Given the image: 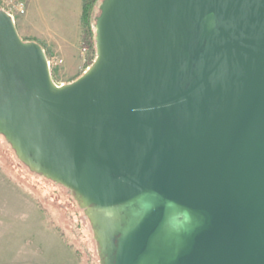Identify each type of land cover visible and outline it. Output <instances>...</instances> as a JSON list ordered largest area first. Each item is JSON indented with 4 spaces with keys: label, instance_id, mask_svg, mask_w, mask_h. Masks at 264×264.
Segmentation results:
<instances>
[{
    "label": "water",
    "instance_id": "1",
    "mask_svg": "<svg viewBox=\"0 0 264 264\" xmlns=\"http://www.w3.org/2000/svg\"><path fill=\"white\" fill-rule=\"evenodd\" d=\"M100 10L97 59L67 85L0 10V133L119 210L107 264H264V0Z\"/></svg>",
    "mask_w": 264,
    "mask_h": 264
},
{
    "label": "rangeland",
    "instance_id": "2",
    "mask_svg": "<svg viewBox=\"0 0 264 264\" xmlns=\"http://www.w3.org/2000/svg\"><path fill=\"white\" fill-rule=\"evenodd\" d=\"M90 56L81 49L80 73L65 80L55 69L62 62H52L53 80L73 83L92 68L98 54L88 65ZM10 143L0 134V222L2 229L14 227L18 237L11 264H107L104 250L120 229L119 210L101 212L86 205L78 192L33 169Z\"/></svg>",
    "mask_w": 264,
    "mask_h": 264
},
{
    "label": "crops",
    "instance_id": "3",
    "mask_svg": "<svg viewBox=\"0 0 264 264\" xmlns=\"http://www.w3.org/2000/svg\"><path fill=\"white\" fill-rule=\"evenodd\" d=\"M27 2L26 13L18 15L15 19L19 35L25 41L44 44L52 58L62 60L61 64L55 65L56 72L62 80L76 77L82 67L83 0H27ZM62 82L64 83L60 81V84ZM10 231L14 234H10ZM17 243L15 228L8 225L7 229L6 227L2 229L0 222V264L13 262L17 254ZM26 246L25 241L24 248Z\"/></svg>",
    "mask_w": 264,
    "mask_h": 264
},
{
    "label": "trees",
    "instance_id": "4",
    "mask_svg": "<svg viewBox=\"0 0 264 264\" xmlns=\"http://www.w3.org/2000/svg\"><path fill=\"white\" fill-rule=\"evenodd\" d=\"M104 0H83V11L81 16L82 22V36H81V48H87L91 54L88 65L92 63L94 55L97 53V40H96V23L97 19L101 14L100 5ZM1 10V7H0ZM42 47L45 49L47 56L50 58V53L47 47L43 44ZM5 138L6 136L2 133ZM10 143V141L6 138ZM11 144V143H10ZM16 153L14 147H12ZM45 176V175H43ZM71 189V188H70Z\"/></svg>",
    "mask_w": 264,
    "mask_h": 264
},
{
    "label": "built area",
    "instance_id": "5",
    "mask_svg": "<svg viewBox=\"0 0 264 264\" xmlns=\"http://www.w3.org/2000/svg\"><path fill=\"white\" fill-rule=\"evenodd\" d=\"M0 7L2 10L6 11L15 22V19L18 15H22L26 13L28 9V2L27 0H0ZM85 51L86 48H82V52L84 53ZM52 62L61 63L62 60L53 58L48 61L49 66L51 65Z\"/></svg>",
    "mask_w": 264,
    "mask_h": 264
}]
</instances>
